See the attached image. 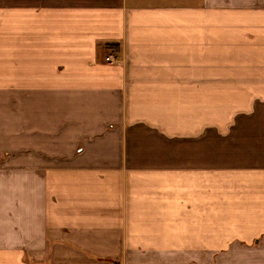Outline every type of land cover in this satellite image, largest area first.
Wrapping results in <instances>:
<instances>
[{
    "label": "crops",
    "instance_id": "0c3cea01",
    "mask_svg": "<svg viewBox=\"0 0 264 264\" xmlns=\"http://www.w3.org/2000/svg\"><path fill=\"white\" fill-rule=\"evenodd\" d=\"M0 264H264V0H0Z\"/></svg>",
    "mask_w": 264,
    "mask_h": 264
},
{
    "label": "built area",
    "instance_id": "2783aa9c",
    "mask_svg": "<svg viewBox=\"0 0 264 264\" xmlns=\"http://www.w3.org/2000/svg\"><path fill=\"white\" fill-rule=\"evenodd\" d=\"M119 61H120V58H118V56H116L115 54L111 53L106 56V62L108 63H116Z\"/></svg>",
    "mask_w": 264,
    "mask_h": 264
}]
</instances>
